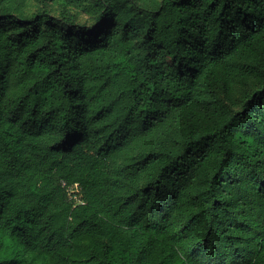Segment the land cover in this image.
Listing matches in <instances>:
<instances>
[{
    "label": "trees",
    "instance_id": "16d2710c",
    "mask_svg": "<svg viewBox=\"0 0 264 264\" xmlns=\"http://www.w3.org/2000/svg\"><path fill=\"white\" fill-rule=\"evenodd\" d=\"M30 1L0 0V264H264V0Z\"/></svg>",
    "mask_w": 264,
    "mask_h": 264
},
{
    "label": "built area",
    "instance_id": "2783aa9c",
    "mask_svg": "<svg viewBox=\"0 0 264 264\" xmlns=\"http://www.w3.org/2000/svg\"><path fill=\"white\" fill-rule=\"evenodd\" d=\"M64 184V183H63ZM77 188H78V185L77 184H74L73 186V190L69 189V192L72 193L73 191L76 192L77 191ZM72 198H76L74 195L72 196Z\"/></svg>",
    "mask_w": 264,
    "mask_h": 264
},
{
    "label": "rangeland",
    "instance_id": "374dc122",
    "mask_svg": "<svg viewBox=\"0 0 264 264\" xmlns=\"http://www.w3.org/2000/svg\"><path fill=\"white\" fill-rule=\"evenodd\" d=\"M34 0H31L30 2H33Z\"/></svg>",
    "mask_w": 264,
    "mask_h": 264
}]
</instances>
